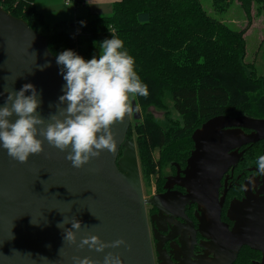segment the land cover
<instances>
[{"label":"water","instance_id":"obj_1","mask_svg":"<svg viewBox=\"0 0 264 264\" xmlns=\"http://www.w3.org/2000/svg\"><path fill=\"white\" fill-rule=\"evenodd\" d=\"M46 46L43 36L0 7V106L7 99L5 89L18 92L24 84H32L40 94L37 112L48 123L50 114L57 112L66 81ZM130 104L133 111L110 126L117 142L115 153L105 150L81 169L73 168L65 158L67 152L46 140L43 152L30 155L26 163L13 160L0 146V264H73L74 256L103 264L109 252L120 255L123 264H154L145 205H155L156 198H143L134 141L126 140L131 119H141L135 100ZM15 119L11 117L12 122ZM242 126L253 128L254 133L247 136L238 129L224 137L221 132ZM260 139H264V120L247 117H216L192 135L194 148L187 160L191 190L178 201L181 206L197 202L207 209L206 223L201 221L200 229L209 232L206 236L215 257L207 264H233L243 247L259 252V264H264V196L246 194L242 201L230 204L231 230L221 224L218 208L209 207L221 175L232 164L227 151ZM163 197L169 198L168 194ZM64 218L69 222L66 229H71L75 219L81 223L76 245L65 242L64 231L57 227ZM88 235L106 244L123 239L127 246L107 248L103 253L79 249L80 240ZM200 260L197 264H205Z\"/></svg>","mask_w":264,"mask_h":264},{"label":"trees","instance_id":"obj_2","mask_svg":"<svg viewBox=\"0 0 264 264\" xmlns=\"http://www.w3.org/2000/svg\"><path fill=\"white\" fill-rule=\"evenodd\" d=\"M236 2L247 19L241 30L209 16L200 0H117L111 14L75 19L69 32L47 26L32 0H0V7L43 36L54 58L71 50L88 61L99 54L104 40L115 36L124 42L149 92L133 98L142 120H133L126 140L134 141L142 180L155 178L161 187L160 170L185 163L193 133L207 121L264 119V73L257 76L253 64L245 62L244 38L251 10L264 11V0ZM150 108L163 118L154 117ZM260 258L259 252L243 247L233 264H259Z\"/></svg>","mask_w":264,"mask_h":264},{"label":"clouds","instance_id":"obj_3","mask_svg":"<svg viewBox=\"0 0 264 264\" xmlns=\"http://www.w3.org/2000/svg\"><path fill=\"white\" fill-rule=\"evenodd\" d=\"M94 46H97L95 42ZM99 49V54L88 61L71 50L56 55L66 87L56 105L57 112L50 114L48 123L37 112L40 94L32 84H24L18 92L5 89L7 99L0 106V146L10 158L26 163L30 155L43 152L45 140L50 146L67 152L65 158L75 169H81L105 150L115 153L117 142L110 126L123 121L133 111L130 94L132 98L147 97L149 92L121 39L112 36L99 44ZM27 92L31 95L26 96ZM65 104L66 107H61ZM139 107L137 104L135 110L139 111ZM13 116L17 117L14 122ZM258 169L264 174V156L258 159ZM66 224L69 222L64 218L57 227L64 231L65 242L76 245V232L81 229V223L75 219L70 223L71 229H66ZM121 246H127L123 239L106 244L95 235L82 238L77 245L79 249L87 247L99 253ZM72 260L73 264H100L88 257L74 256ZM103 264L123 262L120 255L109 252Z\"/></svg>","mask_w":264,"mask_h":264},{"label":"flooded vegetation","instance_id":"obj_4","mask_svg":"<svg viewBox=\"0 0 264 264\" xmlns=\"http://www.w3.org/2000/svg\"><path fill=\"white\" fill-rule=\"evenodd\" d=\"M238 129L247 136L254 133V129L248 126L227 127L221 132L227 137ZM226 155L232 164L221 175L220 186L213 197L214 204L209 207L210 210L218 208L221 224L231 230L234 223L227 217L230 204L242 201L246 194L257 198L264 196V174L258 169V159L264 156V139L231 149ZM188 158L184 164H170L160 170L157 178L161 187L155 185L150 197L145 196L141 179L145 201L156 198L155 205H145L154 264H197L200 259L207 264L215 258L210 238L206 236L209 232L200 229L201 221L206 223V207L190 201L181 206L178 201L179 196H186L191 190ZM166 194L169 198L164 199Z\"/></svg>","mask_w":264,"mask_h":264},{"label":"rangeland","instance_id":"obj_5","mask_svg":"<svg viewBox=\"0 0 264 264\" xmlns=\"http://www.w3.org/2000/svg\"><path fill=\"white\" fill-rule=\"evenodd\" d=\"M45 1L47 0H37L38 4L41 3V5L42 4L45 5ZM51 1L58 2V6L59 5L64 6V3H65V0H62V1L51 0ZM200 3L205 13H207L209 16L213 17L214 19L222 21L223 23L228 25L230 28L235 29V30H241L246 27L247 19L245 17V14L243 13L241 8L237 4L236 0H200ZM55 7L45 8L39 5L38 9L44 10V12L48 14V12H52L55 9ZM60 25L61 23L57 24L56 26L49 25V27L50 28L57 27L56 32L57 31L69 32L74 29V28H71L72 23H66V25L63 24V26H60ZM248 25L249 27H247V32L244 36L245 43H246L245 62L247 64L248 63L253 64L256 75L261 76L264 73V42H263V39H264V11H257V7H253V9L251 10L250 24ZM39 32L42 35L46 34V32H43L41 30ZM131 100H133V98L131 97V94H130L129 103ZM147 111L153 114L154 117L158 119L163 118L162 112L156 111L152 108H150ZM141 120L142 118L136 121H141ZM133 122L134 121L131 119V124ZM139 171H140V167H139ZM140 179H142L141 172H140ZM154 181H155V178H153V180L150 179L148 183H145L143 181L144 183L143 191L146 197H150V195L154 193V191H152V188H151L152 187L151 183H153L155 186Z\"/></svg>","mask_w":264,"mask_h":264},{"label":"crops","instance_id":"obj_6","mask_svg":"<svg viewBox=\"0 0 264 264\" xmlns=\"http://www.w3.org/2000/svg\"><path fill=\"white\" fill-rule=\"evenodd\" d=\"M115 1L117 0H73L69 4L64 3L65 7L62 5L58 6V2H53L51 0L45 1V5H41V3L38 4L37 0H32V3L37 11H39L42 15V20H44L45 24H48L47 26H56L60 23H64L65 25L66 23H72L71 28H74L75 19L88 16H107L111 14L112 4ZM39 5L45 8L56 7L52 12H48V14H46L44 10L38 9Z\"/></svg>","mask_w":264,"mask_h":264},{"label":"built area","instance_id":"obj_7","mask_svg":"<svg viewBox=\"0 0 264 264\" xmlns=\"http://www.w3.org/2000/svg\"><path fill=\"white\" fill-rule=\"evenodd\" d=\"M72 1H73V0H65V3H66V4H69V3H71ZM77 33L79 34L80 32H77ZM150 179L153 180L152 177H151ZM154 182H155V181H154ZM151 185H152V187H151V188H152V191H154V187H155V186H154L153 183H151Z\"/></svg>","mask_w":264,"mask_h":264}]
</instances>
